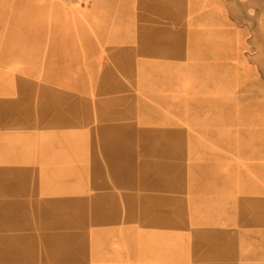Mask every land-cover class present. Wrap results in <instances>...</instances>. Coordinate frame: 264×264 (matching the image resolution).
<instances>
[{
  "label": "rangeland",
  "instance_id": "1",
  "mask_svg": "<svg viewBox=\"0 0 264 264\" xmlns=\"http://www.w3.org/2000/svg\"><path fill=\"white\" fill-rule=\"evenodd\" d=\"M65 4L0 0V264H264V0L162 57Z\"/></svg>",
  "mask_w": 264,
  "mask_h": 264
},
{
  "label": "crops",
  "instance_id": "2",
  "mask_svg": "<svg viewBox=\"0 0 264 264\" xmlns=\"http://www.w3.org/2000/svg\"><path fill=\"white\" fill-rule=\"evenodd\" d=\"M65 1L66 18L75 32L100 49H134L141 50V55L172 56L170 49H183L187 34L216 37L232 30L229 3L234 0ZM121 111L132 110L129 105L118 111L108 108L103 117ZM84 118L81 109L77 119L82 123ZM164 135L171 137L174 133L166 131Z\"/></svg>",
  "mask_w": 264,
  "mask_h": 264
}]
</instances>
